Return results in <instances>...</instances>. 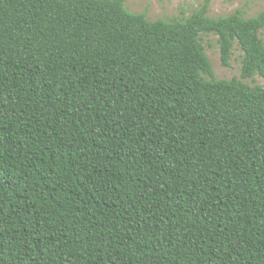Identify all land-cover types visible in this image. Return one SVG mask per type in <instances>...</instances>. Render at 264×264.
Instances as JSON below:
<instances>
[{"label": "trees", "instance_id": "16d2710c", "mask_svg": "<svg viewBox=\"0 0 264 264\" xmlns=\"http://www.w3.org/2000/svg\"><path fill=\"white\" fill-rule=\"evenodd\" d=\"M125 1L0 0V264H264V9Z\"/></svg>", "mask_w": 264, "mask_h": 264}, {"label": "rangeland", "instance_id": "374dc122", "mask_svg": "<svg viewBox=\"0 0 264 264\" xmlns=\"http://www.w3.org/2000/svg\"><path fill=\"white\" fill-rule=\"evenodd\" d=\"M202 0H126V8L133 13H144L148 20L187 17L194 9H197ZM264 9V0H212L207 15L218 17L230 14L236 10L243 16L251 17ZM264 42V29L260 32ZM202 43L205 53L210 61L215 79L239 78L241 68V51L234 44L233 52L228 66L221 63L219 47L216 36L202 34ZM250 85H264V80L255 75L250 79H242Z\"/></svg>", "mask_w": 264, "mask_h": 264}]
</instances>
